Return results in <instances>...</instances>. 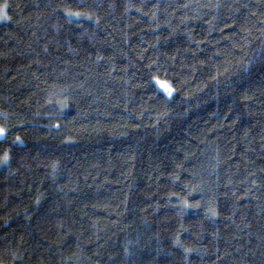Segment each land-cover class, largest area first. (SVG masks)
<instances>
[{
  "label": "trees",
  "instance_id": "trees-1",
  "mask_svg": "<svg viewBox=\"0 0 264 264\" xmlns=\"http://www.w3.org/2000/svg\"><path fill=\"white\" fill-rule=\"evenodd\" d=\"M0 4L2 264H264V0Z\"/></svg>",
  "mask_w": 264,
  "mask_h": 264
},
{
  "label": "snow or ice",
  "instance_id": "snow-or-ice-1",
  "mask_svg": "<svg viewBox=\"0 0 264 264\" xmlns=\"http://www.w3.org/2000/svg\"><path fill=\"white\" fill-rule=\"evenodd\" d=\"M5 7H7V5H5ZM67 15L68 16H82V15H87V13H82V12H72V11H68L67 12ZM8 19H11L7 13L5 12L3 15H0V20H8ZM160 87L166 92L168 93V95H171L172 92H173V89L172 87L166 83V82H163V81H160L157 79L156 81ZM9 133H10V129L5 127V126H0V141H3V140H6L9 136ZM20 137L19 136H16L15 139L13 140V143H19L20 142ZM9 160V153L8 151H5L4 154H3V157H2V161L3 162H7ZM185 203V207H189L190 205L187 204V201L184 202ZM215 214V213H213ZM185 251H192L191 249H185ZM0 264H2V262H0Z\"/></svg>",
  "mask_w": 264,
  "mask_h": 264
},
{
  "label": "rangeland",
  "instance_id": "rangeland-1",
  "mask_svg": "<svg viewBox=\"0 0 264 264\" xmlns=\"http://www.w3.org/2000/svg\"><path fill=\"white\" fill-rule=\"evenodd\" d=\"M6 12V7H5V5H2V4H0V15H3L4 13ZM4 21H6V20H0V24L1 23H3ZM157 79L158 78H155L154 79V82H155V84H156V86L158 87V89H160L161 91H163V89L160 87V85L156 82L157 81ZM158 80H160V79H158ZM160 81H162V80H160ZM163 82H165V81H163ZM166 83H168V82H166ZM169 84V83H168ZM170 85V84H169ZM164 92V91H163ZM164 94L167 96V97H171V95H168V93H166V92H164Z\"/></svg>",
  "mask_w": 264,
  "mask_h": 264
}]
</instances>
